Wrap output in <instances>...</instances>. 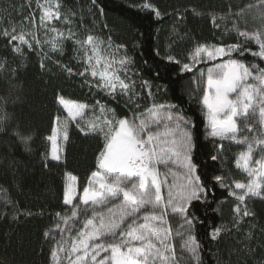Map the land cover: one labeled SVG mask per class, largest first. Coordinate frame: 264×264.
<instances>
[{
    "label": "snow or ice",
    "instance_id": "obj_1",
    "mask_svg": "<svg viewBox=\"0 0 264 264\" xmlns=\"http://www.w3.org/2000/svg\"><path fill=\"white\" fill-rule=\"evenodd\" d=\"M32 2L27 0L24 6L31 8ZM92 3L95 4V0ZM61 7L59 0H35V8L40 12L39 28L45 30V35L49 31L54 33L51 39L41 41L32 31L37 27L34 10L19 24L10 21V27L0 29V36L8 40L12 51L18 55L24 54L25 46L33 51L44 44L49 46L50 52L63 54L65 40H72L82 70L76 72L57 61L59 67L69 76L83 77L89 88L112 98L126 97L127 103L139 108L135 102L139 96L135 81L127 76L132 61L127 55L117 57L115 54L124 46L114 45L111 37L105 40L91 32L79 38L71 27L76 13L71 9L63 13ZM139 7L151 9L157 18L161 16L150 3ZM253 7L258 8L264 20V0L246 5L235 13L230 9L232 28L225 31L235 32L237 42L198 43L188 54L191 63H183L181 68L190 72L192 64L227 57L226 61L207 69L206 87L200 101L206 109V135L246 146L238 153L235 166L246 173L247 183L233 180L232 189L225 176L211 177L219 187L229 188V195L238 202L233 208L231 227L222 225L212 229L209 235L214 242L233 230L239 231L244 218L254 216L248 209V199L264 197V67L257 62L234 58L250 54L254 60L264 62V30L248 31L239 26ZM53 19L69 25L67 35L54 26L49 27ZM217 19L225 17H212L213 25L220 27ZM25 24H31V28L26 30ZM250 45H255L256 50ZM44 55L48 57L47 53ZM165 58L180 63L171 55ZM45 67L42 61L41 68ZM15 71L9 69L6 60L0 61V75ZM141 86L152 95L148 81H142ZM0 101L6 104L5 98L0 97ZM57 101L85 135L101 134L103 146L96 157V170L90 173L82 195L77 196L78 177L65 173L62 203L67 211L57 212L54 226L44 232L45 240L51 243L53 264H203L202 245L193 231L195 217L189 209L194 201L206 202L209 186L194 160L196 141L192 122L174 113L175 105L153 103L129 119L117 118L115 109L99 100L89 105L58 95ZM87 109L98 110L100 115L81 126L80 119ZM11 119L6 111H0V135L14 137L25 152L31 151V134L19 126H11ZM54 119L60 123L59 116ZM250 120L261 127L256 128ZM58 133H62L64 141L69 139L66 127L59 130L54 127L52 135L46 138L51 148L50 152L42 154L44 159L61 160ZM216 147V154L210 155L212 161L221 159L223 144ZM173 166L179 171H174ZM165 185L166 196L162 192ZM24 214L32 215L30 211ZM37 214L43 215V211ZM172 218L179 221L175 229L170 223ZM247 238L251 239V232ZM175 240H179L178 247Z\"/></svg>",
    "mask_w": 264,
    "mask_h": 264
},
{
    "label": "trees",
    "instance_id": "obj_2",
    "mask_svg": "<svg viewBox=\"0 0 264 264\" xmlns=\"http://www.w3.org/2000/svg\"><path fill=\"white\" fill-rule=\"evenodd\" d=\"M68 10L76 13L72 17L73 30L83 39L90 32L105 40L111 37L114 45H123L118 53L127 55L132 63L134 81L139 83L137 93L142 96L141 106L157 100V103L175 105L176 114L184 115L193 124L196 141L194 160L199 165L198 172L209 186L205 201H194L189 211L194 215V233L202 245L203 264H261L264 261V197L247 200L248 209L254 216L245 217L240 230H233L219 242L210 239L214 227H231L233 208L236 205L229 188H221L211 180L214 175H222L232 181L244 182V174L235 166L238 153L246 146L228 140L212 139L206 135L207 125L204 110L198 98L191 95V84L197 73L181 71L183 63H190L189 52L198 43L213 45L237 42L229 15L246 5H256L258 0H59ZM150 3L161 13L157 18L151 9L139 7ZM27 0H0V29L19 24L29 15ZM21 6L23 10L21 11ZM220 27H215L212 17ZM84 24V25H82ZM240 28L248 31L264 30V20L260 11L253 7L240 22ZM29 27V24H25ZM85 31V32H84ZM85 33V34H84ZM256 50L255 45H250ZM39 47L24 54L12 51L8 40L0 36V61H7L9 69L15 73L0 75V111L11 116L10 125L19 126L31 134V151L25 152L14 137L0 135V264H53L50 259L51 243L44 238V232L54 226L55 214L65 213L63 190L65 173L78 177V192L82 194L90 173L96 170V157L103 146L101 134L85 135L73 126L69 129L66 142L65 161H52L42 154L50 152V142L55 117H61L63 109L57 96L80 103L94 105L97 100L115 109L116 117H129L136 113L135 104L117 96L114 100L95 88H89L84 78L69 76L59 65L81 71L74 61L76 52L72 40L63 48V54H41ZM173 56L180 63L167 60ZM246 62L254 60L250 54ZM227 59V58H226ZM46 65L41 68V62ZM59 62V65L57 63ZM148 81L149 89L142 87ZM138 87V86H137ZM150 96V97H151ZM115 101L120 103L117 104ZM223 144L221 159L212 161L217 145ZM258 155V150H257ZM47 164V167L45 166ZM11 203L6 204L5 201ZM43 215H39L40 211ZM30 211L32 215L24 214ZM173 229L178 219L170 220ZM251 232V239L248 233ZM174 243L179 246V240ZM247 245V247H245ZM254 249L255 251H251Z\"/></svg>",
    "mask_w": 264,
    "mask_h": 264
},
{
    "label": "rangeland",
    "instance_id": "obj_3",
    "mask_svg": "<svg viewBox=\"0 0 264 264\" xmlns=\"http://www.w3.org/2000/svg\"><path fill=\"white\" fill-rule=\"evenodd\" d=\"M60 3H61V2H60ZM61 5H62V7H61V11H62L63 13H68V6H65V5L62 4V3H61ZM28 9H29V12L34 10V11H35V14H36L37 27L34 28V29H32V31L36 34V36H37L41 41H44V40H47V39H51V38L55 35L54 33H52V32L49 31V32L47 33V35H45V30L39 28V16H40V12H39L38 9L35 8V0H33L32 5H31V8L28 7ZM82 25H84V24H82ZM52 26H54V27L60 29L61 31H64V32H65V35H67L66 29L69 27V25L64 24L62 20H55V19H53V21L51 22V24L49 25V27H52ZM71 27H73V24L71 25ZM29 28H31V24H29V27H25L26 30L29 29ZM84 32H85V31H84ZM84 34H85V33H84ZM68 41H71V40H65L64 45H65ZM13 43H15V42H13ZM39 48H40L39 51L41 52V54L46 53V51L49 52V53H52V52L49 51V46H48L47 44H44V45H42V47H39ZM113 51H115V49H113ZM52 54H53V53H52ZM115 54H116L117 57H121L120 54H119L118 52H116ZM226 58H227V57H223V58H218V59L215 60V61H206V62H201V63H195V64H192V71L197 73V75H196V77H195V79H194V81H193V83L191 84V87H190L192 97L198 98V99H199V102L202 100L203 90H204V88L206 87V73H207V69H208L209 67L214 66V65L217 64V63H221V62L226 61V60H227ZM74 61L76 62V64H77L79 67H81V70H82V65H81L80 62H78V56H77V53H76V55H75ZM190 63H191V62H190ZM128 69H129V70L127 71V76L130 77L132 81H134V78H135V77L133 76V74H132L133 72L130 70L129 66H128ZM201 73H204V75L202 76ZM121 75H123V73H121ZM89 79H91V78L89 77ZM138 84H139V83L135 82V89H136V92H137V89L140 88V86H139ZM137 86H138V87H137ZM138 93H139V92H138ZM146 94L149 95V91H148ZM105 96H107V95L105 94ZM109 97H110V96H109ZM110 98H112V97H110ZM123 98L127 99L126 97H123ZM141 98H142V96L139 95L138 97L135 98V102H136V103H140ZM149 98L152 99V96H151V97L149 96ZM112 99H113V101H114V100H117L116 98H112ZM115 102H116L117 104L120 105V103H119L118 101H115ZM157 102H158L157 100H153V99H152V100L149 102L148 105L141 106V105L139 104L140 107L135 109L136 113L131 114L128 118L131 119V118H133L134 115H136V114H138V113H142V112H144L145 109L151 107V105H152L153 103L161 104V103H157ZM162 104H164V105H168V104H166V103H162ZM60 106H61V105H60ZM134 106H135V105H134ZM201 106H202V104H201ZM61 107H62V106H61ZM202 108H203V106H202ZM62 109H63V107H62ZM203 110H204V114H205L206 109L203 108ZM172 111H173L174 113H176V112H175V109H172ZM98 115H100V113H99L98 110L94 112L92 109H87V110L85 111V116H84L82 119H80V124H81V126H85V125L87 124V122H89V121H94L95 118H96V116H98ZM257 117H258V113H257ZM205 118H206V116H205ZM249 123H250V124H254L256 128H260V127H261V125H259V123H257L256 121H252V120H250ZM206 125H207V120H206ZM73 126L77 127V123H76L75 121H72L71 118H69V117L67 116V113H66V112L64 111V109H63V114H62V116L60 117V123L57 124V123L55 122L54 127H56L58 130H59L60 128L66 127V128H67V131L69 132V129H70L71 127H73ZM77 128L80 129L79 127H77ZM207 130H208V129H207ZM241 135H242V134H241ZM248 135L251 136L252 133H248ZM210 138H211V137H210ZM212 139H214V138H212ZM49 142H50V141H49ZM66 142H67V141H64V140L62 139V133H58L57 143H58V145L60 146V148H61L62 150H61V152H60L61 160H60V161H57V162H64V161H65ZM50 146H51V142H50ZM237 156H238V155H237ZM237 156H236V157H237ZM173 170H174V171H179L178 169L175 168V166H173ZM241 171H242V170H241ZM242 173L244 174V178H245V181H244V182L247 183V181H248L249 178L247 177L246 173H244L243 171H242ZM168 179H169V181H171V180H172V177L169 176ZM230 186H231L232 189H234V184H232V185H230ZM236 191L239 192L240 190H236ZM162 192H163V194H164L165 196L167 195V185H165V186L162 188ZM79 195H82V194H80V193L78 192V183H77V196H79ZM233 198H234V197H233ZM234 199H235V198H234ZM74 202H75V201H74ZM235 202H236V204L238 203L236 200H235Z\"/></svg>",
    "mask_w": 264,
    "mask_h": 264
}]
</instances>
